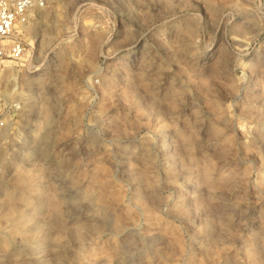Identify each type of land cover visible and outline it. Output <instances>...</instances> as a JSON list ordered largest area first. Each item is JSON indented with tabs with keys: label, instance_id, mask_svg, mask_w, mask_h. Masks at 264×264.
Wrapping results in <instances>:
<instances>
[{
	"label": "rangeland",
	"instance_id": "1",
	"mask_svg": "<svg viewBox=\"0 0 264 264\" xmlns=\"http://www.w3.org/2000/svg\"><path fill=\"white\" fill-rule=\"evenodd\" d=\"M20 38L0 264H264V0H44Z\"/></svg>",
	"mask_w": 264,
	"mask_h": 264
},
{
	"label": "built area",
	"instance_id": "2",
	"mask_svg": "<svg viewBox=\"0 0 264 264\" xmlns=\"http://www.w3.org/2000/svg\"><path fill=\"white\" fill-rule=\"evenodd\" d=\"M43 5L44 0H0V71L5 62L18 61L27 53V45L20 38L22 24ZM4 108L12 112L19 105L10 101L5 106L0 99V115Z\"/></svg>",
	"mask_w": 264,
	"mask_h": 264
},
{
	"label": "bare ground",
	"instance_id": "3",
	"mask_svg": "<svg viewBox=\"0 0 264 264\" xmlns=\"http://www.w3.org/2000/svg\"><path fill=\"white\" fill-rule=\"evenodd\" d=\"M22 26H23V24H22ZM8 65H9V64H8ZM6 70H7L6 68H3V69H2V73L6 72ZM242 130H243V129H242ZM46 135H47V134L45 133L43 136H46ZM138 195H139V194H137V196H138Z\"/></svg>",
	"mask_w": 264,
	"mask_h": 264
}]
</instances>
